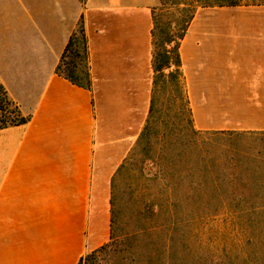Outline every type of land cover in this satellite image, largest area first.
<instances>
[{
	"label": "crops",
	"instance_id": "1",
	"mask_svg": "<svg viewBox=\"0 0 264 264\" xmlns=\"http://www.w3.org/2000/svg\"><path fill=\"white\" fill-rule=\"evenodd\" d=\"M156 5L0 0V81L30 117L0 130V264H79L110 241L115 178L150 114ZM233 8L257 22L193 20L182 42L193 126L264 133V6ZM81 22L91 89L56 73Z\"/></svg>",
	"mask_w": 264,
	"mask_h": 264
},
{
	"label": "rangeland",
	"instance_id": "2",
	"mask_svg": "<svg viewBox=\"0 0 264 264\" xmlns=\"http://www.w3.org/2000/svg\"><path fill=\"white\" fill-rule=\"evenodd\" d=\"M241 11L204 9L193 23L257 22ZM220 35L211 39L220 41ZM77 65L75 75L84 77L83 64ZM176 100L162 99L161 122L117 174L113 242L84 264H264V156L238 178L220 174L217 184L210 179L191 190L186 175L173 170L175 153L164 152L159 141L173 112H182L184 102Z\"/></svg>",
	"mask_w": 264,
	"mask_h": 264
},
{
	"label": "trees",
	"instance_id": "3",
	"mask_svg": "<svg viewBox=\"0 0 264 264\" xmlns=\"http://www.w3.org/2000/svg\"><path fill=\"white\" fill-rule=\"evenodd\" d=\"M242 6H264V0H159L158 5L152 10L151 107L149 118L135 147L141 141L149 139L158 122H161L162 99L172 103H175L177 98L181 99L184 102L182 112L179 110L173 112L172 118L160 131L159 141L164 152L175 153L172 161L173 170L176 174L186 175L191 190L192 187L195 189L198 186L205 188L210 179L218 182L215 178L220 174L238 178L252 167L253 162L261 161L264 156L262 144L264 133L211 132L198 131L194 128L181 56L182 42L200 10ZM80 37L83 42L81 49L78 47ZM77 60L83 64L84 77L75 75L79 66ZM56 73L77 86L91 89L88 44L82 22L71 35ZM179 113L183 115V119ZM29 120V116L22 115L19 104L11 98L0 81V130L26 124ZM248 136L250 138H247ZM256 138L259 139L258 143ZM129 159L130 157L126 159L123 166ZM216 189L219 190L220 187ZM114 223L112 208L110 241L100 249L86 254L80 259L79 264H84L88 258L105 250L113 242Z\"/></svg>",
	"mask_w": 264,
	"mask_h": 264
}]
</instances>
